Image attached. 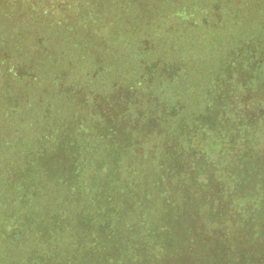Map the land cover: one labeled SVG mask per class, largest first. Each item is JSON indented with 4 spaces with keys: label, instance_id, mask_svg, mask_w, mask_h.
<instances>
[{
    "label": "trees",
    "instance_id": "obj_1",
    "mask_svg": "<svg viewBox=\"0 0 264 264\" xmlns=\"http://www.w3.org/2000/svg\"><path fill=\"white\" fill-rule=\"evenodd\" d=\"M261 79L264 0H0V264H264Z\"/></svg>",
    "mask_w": 264,
    "mask_h": 264
},
{
    "label": "rangeland",
    "instance_id": "obj_2",
    "mask_svg": "<svg viewBox=\"0 0 264 264\" xmlns=\"http://www.w3.org/2000/svg\"><path fill=\"white\" fill-rule=\"evenodd\" d=\"M264 79H261V82L263 83ZM235 83H238L237 81H234ZM262 83L259 86H256L255 89L251 90L250 95H259L261 92V88L264 89V85H262ZM233 90L236 89L238 91V89L240 88V84H233L232 85ZM264 106V102L262 103ZM264 118V113H262V116H259L257 119L259 122H261V128L254 130L252 133L253 137H257L260 136L264 131V120L262 119ZM240 147H241V154L244 156L245 159V166L248 165V172L245 171V173L247 172V174L245 175V184L247 185L251 179H252V171H253V166H252V162L254 159H251V154L252 153H258L256 155H261V157L264 156V138H259L257 139V141L253 142L250 141L248 139L247 136L244 137V141L240 143ZM201 151H203L201 149ZM240 152V150H239ZM230 156H232V154H228L227 157L230 158ZM237 156V154L235 155ZM226 158V155H225ZM256 166V165H255ZM254 166V167H255ZM244 167V165H243ZM244 173V174H245Z\"/></svg>",
    "mask_w": 264,
    "mask_h": 264
}]
</instances>
